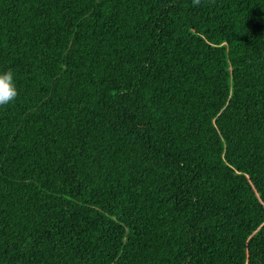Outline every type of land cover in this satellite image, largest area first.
I'll list each match as a JSON object with an SVG mask.
<instances>
[{
  "label": "trees",
  "instance_id": "trees-1",
  "mask_svg": "<svg viewBox=\"0 0 264 264\" xmlns=\"http://www.w3.org/2000/svg\"><path fill=\"white\" fill-rule=\"evenodd\" d=\"M0 264H264V0H0Z\"/></svg>",
  "mask_w": 264,
  "mask_h": 264
},
{
  "label": "clouds",
  "instance_id": "clouds-1",
  "mask_svg": "<svg viewBox=\"0 0 264 264\" xmlns=\"http://www.w3.org/2000/svg\"><path fill=\"white\" fill-rule=\"evenodd\" d=\"M19 96L17 75L13 69H0V106L11 104Z\"/></svg>",
  "mask_w": 264,
  "mask_h": 264
}]
</instances>
